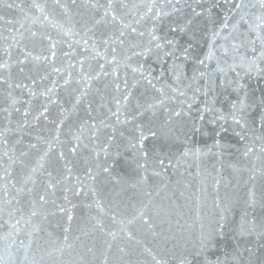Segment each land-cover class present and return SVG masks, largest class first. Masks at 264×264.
Masks as SVG:
<instances>
[{
	"label": "snow or ice",
	"instance_id": "6c2138e0",
	"mask_svg": "<svg viewBox=\"0 0 264 264\" xmlns=\"http://www.w3.org/2000/svg\"><path fill=\"white\" fill-rule=\"evenodd\" d=\"M0 7L20 17L0 15V264H264L256 247L237 244L223 259L218 247L231 226L225 156L235 154L228 167L245 192L234 232L264 249V92L249 91L264 81V0ZM80 108L85 118L65 128ZM209 125L213 144L200 147ZM209 155L219 211L197 232L161 193L169 169L194 164L199 175ZM122 160L130 172L117 171ZM56 218L61 235L49 230Z\"/></svg>",
	"mask_w": 264,
	"mask_h": 264
},
{
	"label": "water",
	"instance_id": "95a60500",
	"mask_svg": "<svg viewBox=\"0 0 264 264\" xmlns=\"http://www.w3.org/2000/svg\"><path fill=\"white\" fill-rule=\"evenodd\" d=\"M0 15H4L6 18H20L18 12H13L7 8L0 7ZM6 29L10 26L5 25ZM7 34V32H5ZM203 44V41H201ZM158 70V69H157ZM188 75H191V66L188 67ZM98 87L103 89V84H98ZM249 91L250 93H254L255 97L259 99L262 92H264V81L259 84L257 81L253 80L249 82ZM60 98L64 103L65 108H71V104L68 103V96L61 90ZM211 99V97H209ZM97 103L99 102V98L97 97ZM203 101V97L200 98ZM217 107H222L225 110L228 107V104L225 102L223 95L220 92H217ZM195 111L193 112V116H195ZM57 112L55 106H53L51 110V117L56 118ZM85 118V112L83 108L78 109L76 114H72L69 116L66 121L65 128L69 124H76L79 120ZM259 117L257 116V119ZM190 123V122H189ZM52 127V125H49ZM205 132L206 135L197 134L196 140L199 143L200 147H210L213 144V131L212 127L209 125L206 127ZM47 134V133H45ZM223 142L229 145H235V139L231 133L225 134ZM179 145H176L173 150L179 148ZM234 152V149H233ZM236 163V155L235 154H226L225 156V167L223 170V176L225 180L231 181L230 185L227 189H221V197H223L225 190L228 191L232 195V204L229 212V221L231 222L230 228L227 230L225 237L219 242V250L221 254V258H224L225 253H231L237 244H239V250L243 251L245 247H256L260 253H264V249L259 248L260 241H257L255 236H245L240 237L238 234L234 232V229L239 227V223L244 211L243 204V196L245 189L243 187H237V179L234 178L231 168L228 167V164ZM216 165V168H213V165ZM219 164L217 159L211 155L204 158L203 162L200 164V173L197 175V168L193 164L191 167L184 165L180 167L179 171L173 174V171L169 169L168 177L163 181V183L167 184L168 187L166 190L162 191V196L167 194L168 200L165 203L175 202L179 205L178 211L183 213V218L181 219V223L184 220H188L189 223L195 221V230L198 232L200 229L201 220L207 227L209 220L213 217L215 212H218L219 209H214L213 207V199L215 197V189L213 188L212 176L216 175L217 170L219 169ZM117 171H120L121 174L128 173L131 171L128 165L122 160L121 164L118 166ZM246 173H244V177L246 178ZM179 182V183H178ZM183 192V195L181 193ZM199 201V203H197ZM87 210L82 206L77 207L73 210L74 219L72 221V229L73 231L77 230L80 226H82L83 218L86 216ZM264 213H261L260 209H256V215L260 216ZM200 217V219H197ZM5 219L7 217L5 216ZM175 221V216L173 217ZM63 225L66 221H62L59 218L53 220L52 225L49 230L53 231L57 235L62 234V227H57V224ZM4 231H7V225H5ZM230 258V257H229Z\"/></svg>",
	"mask_w": 264,
	"mask_h": 264
}]
</instances>
